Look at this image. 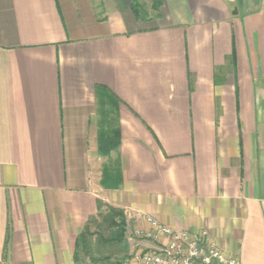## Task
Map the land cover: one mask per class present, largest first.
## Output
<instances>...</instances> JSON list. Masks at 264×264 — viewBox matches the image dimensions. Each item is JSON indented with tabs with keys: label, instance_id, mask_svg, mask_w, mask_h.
<instances>
[{
	"label": "crops",
	"instance_id": "crops-1",
	"mask_svg": "<svg viewBox=\"0 0 264 264\" xmlns=\"http://www.w3.org/2000/svg\"><path fill=\"white\" fill-rule=\"evenodd\" d=\"M155 1L0 0V264H78L99 202L264 264V0Z\"/></svg>",
	"mask_w": 264,
	"mask_h": 264
},
{
	"label": "built area",
	"instance_id": "built-area-1",
	"mask_svg": "<svg viewBox=\"0 0 264 264\" xmlns=\"http://www.w3.org/2000/svg\"><path fill=\"white\" fill-rule=\"evenodd\" d=\"M143 218L148 228L135 233L150 245L134 249L124 264H241L237 257L224 253L206 230L175 229L152 216Z\"/></svg>",
	"mask_w": 264,
	"mask_h": 264
},
{
	"label": "trees",
	"instance_id": "trees-1",
	"mask_svg": "<svg viewBox=\"0 0 264 264\" xmlns=\"http://www.w3.org/2000/svg\"><path fill=\"white\" fill-rule=\"evenodd\" d=\"M158 4V1H155V8ZM136 12H140L137 6L134 7ZM117 137H110L108 135L103 136L101 142V153H108L111 148H113L117 142L115 141ZM114 176L109 174H103L102 176V183L105 186H116L117 182H114ZM97 217L93 218L89 225L85 226L83 230L77 237L76 246H75V261L78 262L77 253L79 248L82 249L84 254L90 255L89 248L91 245V238L93 236V230L91 229V225L97 224H106L107 228L109 229V234L107 237L103 236L101 239L100 244H125L127 245V252H122L121 254H103L101 256H91V261L93 264H124L125 260L129 256V243L126 239V227H127V220L124 211L120 208L113 207L111 205L101 203L98 204V212ZM99 219V220H98ZM92 230V231H91Z\"/></svg>",
	"mask_w": 264,
	"mask_h": 264
},
{
	"label": "rangeland",
	"instance_id": "rangeland-1",
	"mask_svg": "<svg viewBox=\"0 0 264 264\" xmlns=\"http://www.w3.org/2000/svg\"><path fill=\"white\" fill-rule=\"evenodd\" d=\"M139 11H145L144 8H141L139 6ZM138 13V12H137ZM140 13V12H139ZM99 220V219H98ZM91 230L93 233V236L91 238V245L89 248V252L90 255L84 254V252L82 251V249L79 248L78 253H77V259H78V264H93L91 261V256H101L103 254L109 253V254H121L122 252H127V245L125 244H100L101 243V239L103 236L107 237L109 234V229L107 228L106 224H100L99 226L97 224L95 225H91L90 226ZM143 228H135V229H131L129 230L128 227H126V239L129 243V252L131 253L134 249H142L145 248V246H149L150 242L144 238H139L136 236V230H140ZM128 232V233H127ZM139 244V245H137ZM138 246V247H136ZM134 248V249H133ZM129 253V255H130Z\"/></svg>",
	"mask_w": 264,
	"mask_h": 264
}]
</instances>
